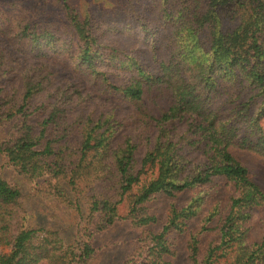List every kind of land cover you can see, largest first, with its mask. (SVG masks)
I'll return each instance as SVG.
<instances>
[{
	"label": "trees",
	"instance_id": "1",
	"mask_svg": "<svg viewBox=\"0 0 264 264\" xmlns=\"http://www.w3.org/2000/svg\"><path fill=\"white\" fill-rule=\"evenodd\" d=\"M52 1L55 13L46 0H0V154L74 212V236L24 226L21 190L0 173V264H88L94 238L119 220L137 232L123 264H171L169 235L198 215L187 243L192 264H264V223L250 238L264 192L233 154L264 158V0H121L112 11L158 28L151 62L100 48L92 7L102 0ZM40 41L75 48L77 68L120 102L77 112L93 96L75 79L57 81L47 62H28ZM97 58L114 70L97 69ZM121 102L129 111L116 118ZM215 178L227 186L224 202L200 214L202 190ZM157 196L172 201L155 231L148 204Z\"/></svg>",
	"mask_w": 264,
	"mask_h": 264
},
{
	"label": "rangeland",
	"instance_id": "2",
	"mask_svg": "<svg viewBox=\"0 0 264 264\" xmlns=\"http://www.w3.org/2000/svg\"><path fill=\"white\" fill-rule=\"evenodd\" d=\"M50 2V11L55 13L52 7V0H46ZM74 4H81L85 0H72ZM107 0H102L100 7H92L94 13L97 14L99 19V36L97 37L98 45L102 48V45L106 48H115L116 52L122 55L123 52L131 53L135 56H139L147 62H151L152 49L151 46L154 40L157 38L159 31L155 25L148 27V30H144L133 19H128L125 15L121 16L119 13L112 11L113 7L120 4L121 0H111L112 4H106ZM114 12V13H113ZM56 45V48L54 46ZM59 45V46H58ZM31 48V47H30ZM32 49V48H31ZM75 48L71 49L74 50ZM32 57L29 60L31 53L24 51V56L27 57L28 62L42 60L47 62L52 67V70L56 72L57 81L61 78L68 80L75 79L81 85L82 93H88L93 96L92 100L85 103L82 107H76L77 112L81 111L82 115L89 114L91 110L97 114L99 109L106 107V100L110 98V103L115 105L119 103V98L113 97L103 91V85H99V82L92 78V75L88 72H84L77 68L75 63V55L69 52V50L63 49L61 42L48 43L46 41H40L33 49ZM105 54L108 52L102 49ZM104 58V57H103ZM97 58L95 67L104 72L113 69L107 65L104 59ZM114 70V69H113ZM17 74V73H16ZM15 75V73L13 74ZM102 75H99L101 77ZM156 108L163 109L165 107L166 96L160 95L155 99ZM129 106L126 103H120L117 106L115 112L116 118H120L127 114ZM128 130L127 126L122 127V130L116 132L117 138L120 139L122 132ZM3 132L0 130V137ZM79 129L74 128L72 132V138H78ZM234 156L246 166L250 178L262 189L264 192V158L257 156L249 151L245 150H233ZM0 173L7 177L9 180L16 183L22 193V203L25 206L27 213L25 219L22 221L24 226H45L56 229L60 238L71 240L74 236L75 230V214L71 210L67 209L64 204H61L58 199L48 196L47 193L40 190L38 183L40 180H35L27 177L26 175L18 173L14 167L6 162L5 157L0 154ZM204 192L198 200V204H201L200 214L205 213L208 206L218 200L222 203L227 194V186L224 185L221 179H213L208 186L207 192ZM194 193V194H193ZM200 195L198 190L186 191L177 197L173 202L175 204H184L194 195ZM172 200L165 196H157L156 199L151 201L149 205V211L156 218V222L151 224L149 228L153 230L159 229V227L166 220V216L169 212L170 202ZM120 212H123L122 209ZM199 216L191 218L188 221L184 231H173L169 235V240L173 242L174 254L169 255L166 259L170 260L171 264H192L189 259V252L187 243L189 240V231H195L199 225ZM257 217L260 221H257L252 227L250 238H256L259 232V227L264 223V211ZM137 232L130 228L129 223L125 220H119L115 222L105 232L97 235L94 238V244L98 246L93 257L88 264H123V260L135 247V236ZM6 247L0 245V252H5ZM37 264H48L47 261H42Z\"/></svg>",
	"mask_w": 264,
	"mask_h": 264
}]
</instances>
